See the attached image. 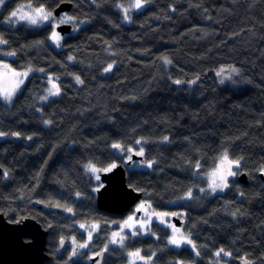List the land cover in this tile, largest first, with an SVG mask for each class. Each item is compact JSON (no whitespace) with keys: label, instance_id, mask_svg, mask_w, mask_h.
<instances>
[{"label":"trees","instance_id":"trees-1","mask_svg":"<svg viewBox=\"0 0 264 264\" xmlns=\"http://www.w3.org/2000/svg\"><path fill=\"white\" fill-rule=\"evenodd\" d=\"M69 1L75 32L60 48L49 24L4 20L22 3L53 12L63 0H8L0 9V59L43 69L10 105L0 100V210L51 227L45 264H92L71 260V245L60 251L59 242L83 244L80 224L120 217L97 208L95 174L142 150L144 163L126 166L128 184L156 211L180 210L197 251L171 246L154 222L152 234L107 248L102 264H126L137 250L152 264H264V0H143L128 24L120 0ZM48 75L59 94L43 101ZM225 151L239 174L213 192L209 173ZM100 231L90 243L99 252L108 238Z\"/></svg>","mask_w":264,"mask_h":264},{"label":"rangeland","instance_id":"rangeland-1","mask_svg":"<svg viewBox=\"0 0 264 264\" xmlns=\"http://www.w3.org/2000/svg\"><path fill=\"white\" fill-rule=\"evenodd\" d=\"M8 0H4L3 4H0V9L2 6L7 2ZM138 0H120L118 3V6L120 7V10L122 11V17H123V24H128L130 21V16L129 14L133 11H138V9L144 8L147 6V2L143 0H139V2L142 4V7L137 8L135 7L136 3ZM24 6L22 9H20L18 15L21 14H28V15H35V10L42 8L45 13H50L49 19L45 21H41L35 25L29 24L27 20H18V17L12 18V20H9V17L13 11H17L20 6ZM30 5V7H29ZM127 16V19L125 18ZM6 23L11 24V23H16L19 24L21 22L26 23L28 26H43L44 24H49L51 27V33L49 35L48 40L51 42V44L57 48H60L63 46V41H62V35L59 33V31L56 29L57 25L62 24L64 22L66 23H71L74 24V20L68 15V13H64L60 16H55L53 12H49L46 10L43 6L38 7L34 6L32 4H21L17 6L15 9H13L10 14L5 18L4 20ZM56 33L59 36V40L57 41L56 39L53 38V33ZM1 45V44H0ZM1 52V51H0ZM10 54V53H9ZM11 57L13 55H10ZM27 72L26 76H16L15 74L17 73H25ZM41 68L39 67H32V66H27L23 67L22 69H17L12 67V64H10L9 61L0 59V91L2 90H11L13 86L17 83V80H23V83L19 85L18 88H16L14 94L12 95L10 100L4 99L3 95H0V100L3 101V103H6L7 105H10L12 103V100L14 99V95L22 88L24 82L29 76L34 75V73L41 74ZM52 78V81L55 83V85L58 87L57 79L54 76L48 75V78L46 79V91H45V96L47 99H50L53 97V95L48 94V90L52 88V84L49 82V78ZM43 101H46V99H42ZM141 151V150H140ZM138 151V153L140 152ZM133 152L129 151V155H131ZM222 155L219 158V163L218 165L210 171L209 177L210 180L212 178V173L218 168L220 165V160H221ZM228 159L231 161H236L232 159L231 157L228 156ZM135 166L139 167L141 166V163L139 161H136L134 163ZM145 165H148V162L145 163ZM111 169V168H110ZM108 170V169H106ZM102 170V171H106ZM101 171V172H102ZM231 171L235 173V175L232 176H227L226 183L227 187L229 184V179L231 177H236L239 173L237 171V166L233 165L231 168ZM100 172H96V177L100 181L99 177ZM100 184L102 185V182L100 181ZM227 187H225L223 190H225ZM220 189H217L215 192H220L223 191ZM173 216L180 217L181 220H185L184 216L181 215L180 210L178 209H168L165 211H160V210H155L153 207L150 206V203L141 199L139 200L131 210L126 212L125 215H122L118 218H115L114 221L110 222L109 224L107 223H100V222H94V223H83L80 224L79 229L81 231H85V235L87 240L83 244H87L86 247H82V252H78L77 258L79 259H87L89 261L90 257L95 256L97 253L96 251L98 249L93 248L92 245H90L91 241L96 238L99 234L101 233V229L105 230L108 234L107 242L102 249H106L109 247H124V245L127 242L128 238H135L137 236H143V235H148L152 234V228L151 225L152 223L156 222L157 224H161L163 227L167 228L169 231V236H168V243L175 247V248H180L181 246L187 247V248H192L193 250L197 251V248H195L194 242L192 237L189 236V234L184 230L183 226H176L173 220ZM129 217L132 219L130 220ZM107 224V225H105ZM81 225H84L82 228ZM95 225L96 229L95 231L92 230V226ZM111 227V228H110ZM104 232V233H105ZM89 233H91V238H89ZM117 235H113V234ZM175 238L176 240L179 241L178 244H173L170 243V240ZM188 241H191V243H188ZM73 242H75L73 240ZM77 245H81L77 242H75ZM80 249V247H79ZM100 249V248H99ZM136 252V251H129L127 252V263L130 264V261H133V258L129 256V253ZM139 254L141 258H135L133 264H152V257H145L142 255L141 251L139 250ZM216 264H228L226 260H217L215 261Z\"/></svg>","mask_w":264,"mask_h":264},{"label":"water","instance_id":"water-1","mask_svg":"<svg viewBox=\"0 0 264 264\" xmlns=\"http://www.w3.org/2000/svg\"><path fill=\"white\" fill-rule=\"evenodd\" d=\"M71 7L72 3L69 0H63L53 8V13L55 16H60L70 12ZM56 29L63 36L75 32L74 25L66 22L57 25ZM134 159H138L142 163L145 161L142 155L134 153L132 159L125 164H116L112 169L100 173L102 186L97 190L95 199L97 208L102 212L118 216L125 215L143 198V193L131 187L127 182L126 166H129ZM261 176L264 177V174L262 173ZM238 181L247 184L245 172L238 176ZM34 205L39 209L43 207V204L38 201H35ZM173 220L176 226H182L184 223L180 217L173 216ZM50 232L51 227H44L31 214L10 220L8 215L0 210V264H45L50 259V254L47 252ZM65 242L67 241L64 238L60 240V250L63 249ZM69 243L72 247L70 255L72 260L74 258L73 250L77 251L78 247L73 242ZM105 255V251H100L91 257L90 263L102 264ZM237 263L251 264L246 258L238 259Z\"/></svg>","mask_w":264,"mask_h":264},{"label":"snow or ice","instance_id":"snow-or-ice-1","mask_svg":"<svg viewBox=\"0 0 264 264\" xmlns=\"http://www.w3.org/2000/svg\"><path fill=\"white\" fill-rule=\"evenodd\" d=\"M4 3V0H0V4H3ZM24 6H20V8L17 9V11H13L9 17V20H12V18H16L18 17V20H27L29 24H32V25H35L41 21H45V20H48L49 19V16H50V13H45L44 10L42 8L40 9H36L35 10V15H28V14H21V15H18L20 9H22ZM30 7V5H29ZM135 7L137 8H140L142 7V4L139 2L136 3ZM127 19V16L125 17ZM53 38L56 39L57 41L60 39L59 36L54 32L53 33ZM4 43H7V41H4L3 39H0V44H4ZM10 55H14V53H10ZM69 59H72V57H69ZM166 62H169L167 61V58H165ZM112 68V65H109L107 68L104 69L105 72H108L110 71ZM41 71H43V69H41ZM232 72H237L238 70L233 68L231 69ZM223 72V69H221V71L219 73H217L218 75H220L221 73ZM16 76H26L27 75V72L25 73H17L15 74ZM49 82L52 84V88H50L48 90V94L49 95H58L59 94V88L55 85V83L52 81V78L50 77L49 78ZM76 82L77 83H82V81L80 80L79 77H76ZM223 82V81H221ZM23 83V80H17V83L13 86V88L11 90H2L0 91V95H3L4 99L6 100H10L12 95L14 94L16 88L19 87L20 84ZM175 83L179 84L181 83V81H175ZM190 83H194V81L190 82ZM41 99H47V97H41ZM45 123H49L48 121H46ZM0 135H3L2 133H0ZM168 138L167 137H164V140H167ZM137 144H140L141 141H136ZM113 148H120L121 146L119 144H113L112 145ZM128 151H131V149H129ZM137 155H143V151L141 150L139 153H137ZM152 161H149L148 162V167H151L152 166ZM235 165V166H239V161H231L228 159V154H227V151H225L221 157V160H220V165L218 166V168L212 173V178L210 180V188L213 192H215L217 189H220V190H223L225 187H227V183H226V179H227V176H232V175H235L234 172L231 171V168L232 166ZM111 167H115V165H112ZM86 168L90 171H93L95 172L96 171V168L94 165H86ZM197 168H199V162L197 163ZM110 170V169H108ZM187 195H191V190H189V193H187ZM70 211V209H69ZM129 219L131 220L132 218L129 217ZM81 227L83 228L84 225H81ZM96 229V226L93 225L92 226V230L95 231ZM114 236L117 235V234H113ZM89 238H91V233H89ZM170 243H173V244H178L179 241L176 240L175 238L171 239L170 240ZM188 243H191V241H188ZM87 244H81V245H78V247H86ZM221 253H223L224 255H230V253H227V252H224L223 249H221L217 255H220ZM73 255L76 254V251L75 249L73 250ZM129 256L133 258V261H130V264H133L134 262V259L135 258H141L140 257V254H139V250H137L136 252H132V253H129ZM150 259V258H149Z\"/></svg>","mask_w":264,"mask_h":264},{"label":"flooded vegetation","instance_id":"flooded-vegetation-1","mask_svg":"<svg viewBox=\"0 0 264 264\" xmlns=\"http://www.w3.org/2000/svg\"><path fill=\"white\" fill-rule=\"evenodd\" d=\"M66 240V239H65ZM68 245H71L70 243H68V242H65V244H64V246H63V249L62 250H60V251H63V250H67V247H68ZM78 251H79V248L77 249V251H76V254L75 255H77L78 254ZM97 253H99V251H96ZM105 252H107L108 253V249L106 248L105 249ZM96 253V254H97ZM91 258V257H90Z\"/></svg>","mask_w":264,"mask_h":264}]
</instances>
